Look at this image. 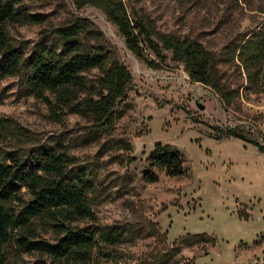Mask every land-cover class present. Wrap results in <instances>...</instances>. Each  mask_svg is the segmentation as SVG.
Returning <instances> with one entry per match:
<instances>
[{"label": "rangeland", "instance_id": "1", "mask_svg": "<svg viewBox=\"0 0 264 264\" xmlns=\"http://www.w3.org/2000/svg\"><path fill=\"white\" fill-rule=\"evenodd\" d=\"M123 2L132 19L195 39L210 51L221 86L238 93L231 104L224 107L216 90L192 82L181 64L165 58L148 68L97 5L21 0L22 12L40 20L6 27L10 43L26 56L45 38L52 40V29L85 18L95 31L82 33V42L125 64L132 80L113 124L104 127L84 111L62 107L51 94L30 90L22 76L0 79V158L38 148L73 158L69 168L85 172L95 219L71 225L98 234L113 227L121 234L114 245L97 236L91 264H264V153L240 138L216 136L238 128L264 144V61L261 91L255 92L232 53L250 35L264 38V0ZM155 143L182 153L185 176L160 171L157 182L142 180ZM30 227L36 239L54 242L57 236L44 220ZM5 252L10 264H58L37 251L21 252L14 242Z\"/></svg>", "mask_w": 264, "mask_h": 264}, {"label": "trees", "instance_id": "2", "mask_svg": "<svg viewBox=\"0 0 264 264\" xmlns=\"http://www.w3.org/2000/svg\"><path fill=\"white\" fill-rule=\"evenodd\" d=\"M20 2L0 0V79L22 76L30 90L49 93L69 111H84L96 125L110 127L116 118V106L126 98L132 80L126 65L106 51L87 48L81 34L95 30L85 18H76L52 29L49 31L52 40L45 38L26 56L20 46L8 40L6 24L40 19L22 12L18 7ZM75 2L101 7L126 48L148 68H155L158 61L165 58L181 64L192 82L216 90L224 107L231 104L235 94L238 95L221 86L214 55L199 41L156 32L145 20L132 19L123 0ZM251 38L243 39L232 53L249 87L257 92L261 91L264 38ZM93 70L97 71L96 76L89 75ZM216 136L240 138L255 144L264 153V144L238 128L221 130ZM73 162L67 153L51 148L33 149L24 155L6 153L0 158V264H10L5 248L12 242L21 252L37 251L58 264H91L89 249L96 243L97 236L108 245L120 241V231L113 227L98 234L88 227L71 225L74 220L95 219L87 198L90 186L86 174L81 169L71 170ZM160 171L167 177L179 178L185 176L187 169L178 149L155 143L146 157L142 180L157 182ZM35 220L49 222L57 229L54 242L36 239L30 227Z\"/></svg>", "mask_w": 264, "mask_h": 264}, {"label": "water", "instance_id": "3", "mask_svg": "<svg viewBox=\"0 0 264 264\" xmlns=\"http://www.w3.org/2000/svg\"><path fill=\"white\" fill-rule=\"evenodd\" d=\"M199 108H200L201 110H203V106H200V105H199Z\"/></svg>", "mask_w": 264, "mask_h": 264}]
</instances>
